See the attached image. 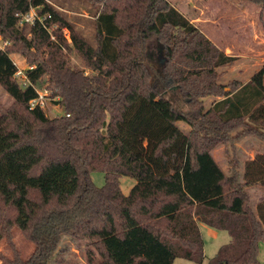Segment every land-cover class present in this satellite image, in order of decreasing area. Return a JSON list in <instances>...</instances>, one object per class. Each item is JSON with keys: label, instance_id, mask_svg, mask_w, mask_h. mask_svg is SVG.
Listing matches in <instances>:
<instances>
[{"label": "trees", "instance_id": "trees-1", "mask_svg": "<svg viewBox=\"0 0 264 264\" xmlns=\"http://www.w3.org/2000/svg\"><path fill=\"white\" fill-rule=\"evenodd\" d=\"M86 1L96 6L94 44L49 0H0V36L10 42L0 50V85L14 99L0 112V239L18 227L35 246L12 264H49L65 236L84 243L88 264H202L204 224L231 236L209 264H263L264 199L252 207L248 188L264 192V153L245 163L241 181L229 149L245 136L264 141V65L226 90L216 71L237 57L168 0ZM245 1L264 10V0ZM31 8L44 20L20 26L17 14ZM11 42L31 63L25 82ZM73 50L90 74L72 66ZM154 52L166 59L156 78ZM43 88L60 117L31 108ZM209 97L218 99L206 108ZM220 143L231 145L228 170L213 155ZM98 171L102 187L91 180ZM121 177L136 181L128 194Z\"/></svg>", "mask_w": 264, "mask_h": 264}, {"label": "rangeland", "instance_id": "rangeland-1", "mask_svg": "<svg viewBox=\"0 0 264 264\" xmlns=\"http://www.w3.org/2000/svg\"><path fill=\"white\" fill-rule=\"evenodd\" d=\"M49 2L60 6L69 22L77 29H81L87 40L94 44L95 25L94 17H91L90 12L96 10L95 5L91 6L86 0H49ZM168 2L198 27L219 50L228 56L237 57L233 65L220 67L216 71L218 73L217 82L227 87L226 90H229V86L234 81L242 84L247 83L263 67L264 10L259 6L245 0H168ZM64 30L65 37L70 43V32L68 29ZM11 43L13 45L11 58L16 63L18 70L24 73L31 63L28 62L27 57L23 56V51L20 50L22 47L16 46L14 42ZM155 47L156 44L153 43L150 49L152 53ZM67 56L73 67L85 69L87 74L91 73L85 68L84 61L75 50L67 53ZM165 60L162 56L155 55L149 69L153 78H156L157 74H162ZM38 90L41 93L46 92L48 96L46 104L42 108L45 114L50 118H56L65 113L63 107L56 103L58 98L51 96V91H45L44 88ZM169 91L174 92L175 108L184 113L189 112L187 100L174 89ZM217 99L215 97L206 98V108H209ZM13 105L14 99L0 85V112ZM178 126L188 134L192 130L184 122H179ZM226 146L231 147V145L220 143L213 149L215 160L220 162L223 168L227 167L228 163L225 154ZM232 147L235 148V151L233 152L230 148V156L235 154L239 161L247 159L251 154L264 153V141L255 136L238 139ZM225 170L227 169L225 168ZM91 180L97 187H102L105 184L104 174L100 171L92 173ZM120 181L125 194H128L136 183L129 177H121ZM248 193L251 196V206L254 207L255 201L260 199L262 194L257 187L249 189ZM200 230L205 251V260L202 264H209V260L216 256L221 246L227 244L230 238L227 231L217 230L205 224L200 225ZM9 237L4 236L3 239H0V264H12L16 258L23 262L28 261L33 254L34 243L27 239L18 227H13ZM259 246V259L264 264V243H260ZM57 252L58 254L49 264H88L84 243L69 236H65ZM173 264L197 263L177 258Z\"/></svg>", "mask_w": 264, "mask_h": 264}, {"label": "built area", "instance_id": "built-area-1", "mask_svg": "<svg viewBox=\"0 0 264 264\" xmlns=\"http://www.w3.org/2000/svg\"><path fill=\"white\" fill-rule=\"evenodd\" d=\"M31 11L29 13L26 14H17V17L19 19V25L20 26H24V24H34L36 21L42 22L44 20V17H39L37 10L35 8H31ZM52 40L55 41V37L51 36ZM7 44H9V41H4L1 36H0V50H4L5 47L7 46ZM16 77L20 78L21 80H23L25 82V75L24 73H22L21 71L18 70V72L16 73ZM47 91V90H45ZM38 93V98L34 99L30 102L31 108H34L36 106H40L41 108L44 107V105L46 104L47 101V94L46 92H39V90L37 91ZM67 116H70L69 114Z\"/></svg>", "mask_w": 264, "mask_h": 264}, {"label": "crops", "instance_id": "crops-1", "mask_svg": "<svg viewBox=\"0 0 264 264\" xmlns=\"http://www.w3.org/2000/svg\"><path fill=\"white\" fill-rule=\"evenodd\" d=\"M257 154V153H256ZM256 154H251L247 159H245V160H240V177H241V181H243V179H244V177H243V175H242V172H243V168H244V165H245V163L247 162V161H250V160H253L254 159V157H255V155ZM228 160V159H227ZM218 163H220V162H218ZM222 165V164H221ZM223 167V166H222ZM227 170L230 168V165H229V160H228V163H227V167H225ZM224 168V169H225ZM255 187H257L258 189H259V191L261 192V194H262V196H261V198L260 199H258V200H256L255 201V203H254V207H255V205L259 202V201H261V200H263L264 199V192H263V190L260 188V187H258V186H255ZM255 187H250V188H248V190L249 189H252V188H255ZM228 235H229V233H228ZM229 238H230V240L227 242V243H229L230 241H231V236L229 235ZM259 256H260V254H259Z\"/></svg>", "mask_w": 264, "mask_h": 264}]
</instances>
